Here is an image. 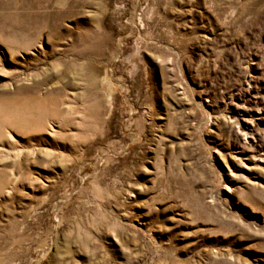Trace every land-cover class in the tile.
<instances>
[{
    "label": "rangeland",
    "instance_id": "obj_1",
    "mask_svg": "<svg viewBox=\"0 0 264 264\" xmlns=\"http://www.w3.org/2000/svg\"><path fill=\"white\" fill-rule=\"evenodd\" d=\"M0 264H264V0H0Z\"/></svg>",
    "mask_w": 264,
    "mask_h": 264
},
{
    "label": "bare ground",
    "instance_id": "obj_2",
    "mask_svg": "<svg viewBox=\"0 0 264 264\" xmlns=\"http://www.w3.org/2000/svg\"><path fill=\"white\" fill-rule=\"evenodd\" d=\"M246 135V134H245ZM246 137V136H245Z\"/></svg>",
    "mask_w": 264,
    "mask_h": 264
}]
</instances>
